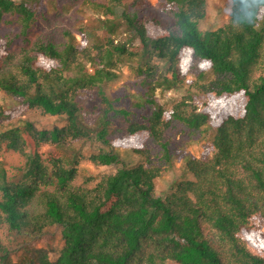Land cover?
Segmentation results:
<instances>
[{
	"label": "trees",
	"instance_id": "trees-1",
	"mask_svg": "<svg viewBox=\"0 0 264 264\" xmlns=\"http://www.w3.org/2000/svg\"><path fill=\"white\" fill-rule=\"evenodd\" d=\"M42 2L0 0V22L17 27L0 35V91L13 103L0 104V230L32 239L59 225L64 244L54 261L29 245L14 259L0 238V264H264L255 222L264 220V0H230L216 29L200 26L206 0H163L168 25L144 12L147 0H83L93 14L79 27L92 38L86 46L70 30L58 40L35 32ZM123 64L143 75L145 92L133 104L151 107L119 135L142 162L77 185L83 154L74 141L106 147L87 155L94 164L120 161L109 118L131 112L114 107L102 85ZM184 85L188 94L171 109L154 94ZM93 88L106 106L92 124L79 97ZM34 108L67 124L2 126ZM177 128L209 138L212 156L186 154L183 178L162 196L156 180L173 164L179 147L169 131Z\"/></svg>",
	"mask_w": 264,
	"mask_h": 264
},
{
	"label": "rangeland",
	"instance_id": "rangeland-1",
	"mask_svg": "<svg viewBox=\"0 0 264 264\" xmlns=\"http://www.w3.org/2000/svg\"><path fill=\"white\" fill-rule=\"evenodd\" d=\"M167 8L168 6L164 4L163 0H147L144 12L156 15L162 20L164 25H168L171 17L167 13ZM229 10L230 0H206L205 14L204 18L200 21V26L205 29L218 28L227 22ZM89 19H93V14L85 2L83 3V0H43L41 6L37 9L34 28L35 32H39L41 36H52L57 40L63 39L65 30H70L75 35L77 43L81 46H86L92 43V38L82 35L79 27L81 26V22ZM16 29V26H9L0 22V35ZM88 66L89 64H87ZM183 70H185V67ZM118 73L119 76L116 79L102 85V90L113 103L114 107L126 108L131 112L127 117L111 115L109 118L113 135L115 136L113 146L120 154V161L117 164L111 165L94 164L87 159V155L101 148L106 149V147L96 140L86 142L74 141L73 143L78 147L79 152L83 154L79 160L78 175L75 179L77 185L92 187L103 175L112 173L119 167L134 166L142 162L141 156L135 154L127 147L123 141L124 139L119 135L124 133L130 123L144 122L151 114V107L149 105L136 107L133 104L139 102L145 92V84H142L143 75H138L134 67L127 64L121 65ZM154 94L165 108L171 109L175 102L188 94V89L186 85L173 89L157 88ZM79 98L83 105V113L86 115V120L92 124L95 123L98 115L106 106L102 102V96L98 93L97 88L83 90ZM204 101L205 99L202 97H196L194 100L200 107ZM0 104L3 107L13 104L9 99L5 98V94L2 91H0ZM24 119L31 121L38 129H52L56 126L62 127L67 124L64 115H51L44 113L38 108L15 114L12 118L4 120L1 123L2 126L17 125ZM169 135L179 148L175 152L176 156H174L172 166L164 171L163 175L156 180L157 192L162 196L171 191L172 183L183 178L184 156L186 154L189 153L194 157L202 159L212 156V152L208 149L209 138H200L199 132L191 130L181 131V128H177L169 131ZM195 138L197 139L193 141ZM146 143L153 150L158 149L151 138L147 139ZM50 149L49 145L42 147L44 156L47 155ZM7 155L3 154L1 158ZM7 159L11 164H17L20 161L19 157L15 154L8 155ZM255 222L264 230V220L262 218L257 217ZM61 230L62 227L59 225L48 226L42 234L29 239L8 234L4 227L3 232L0 230V238L14 250V259L24 250L25 246L29 245L46 249L49 253V258L54 261L64 244Z\"/></svg>",
	"mask_w": 264,
	"mask_h": 264
}]
</instances>
